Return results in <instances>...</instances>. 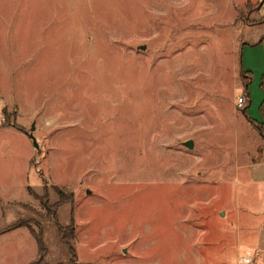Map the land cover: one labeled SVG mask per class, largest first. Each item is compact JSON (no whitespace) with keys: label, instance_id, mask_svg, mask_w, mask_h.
Segmentation results:
<instances>
[{"label":"rangeland","instance_id":"374dc122","mask_svg":"<svg viewBox=\"0 0 264 264\" xmlns=\"http://www.w3.org/2000/svg\"><path fill=\"white\" fill-rule=\"evenodd\" d=\"M262 41L264 0H0V264L31 230L44 264H264Z\"/></svg>","mask_w":264,"mask_h":264},{"label":"crops","instance_id":"0c3cea01","mask_svg":"<svg viewBox=\"0 0 264 264\" xmlns=\"http://www.w3.org/2000/svg\"><path fill=\"white\" fill-rule=\"evenodd\" d=\"M264 42V41H262ZM259 43V44H258ZM258 43H245L241 48L240 66L247 78L253 77V80L258 83L264 77V51L261 50L260 42ZM252 80V81H253ZM248 103L245 110H242L243 114H247L250 107V100L248 95ZM5 228V227H3ZM21 231V229H17ZM16 231V230H13ZM10 234V231L6 232L0 229V237H5Z\"/></svg>","mask_w":264,"mask_h":264},{"label":"trees","instance_id":"16d2710c","mask_svg":"<svg viewBox=\"0 0 264 264\" xmlns=\"http://www.w3.org/2000/svg\"><path fill=\"white\" fill-rule=\"evenodd\" d=\"M242 70V69H241ZM242 72H243V70H242ZM244 73V72H243ZM245 74V73H244ZM262 88L264 89V77H263V83H262ZM247 103H248V101H247ZM246 103V104H247ZM261 114H262V116L264 117V102H263V104H262V106H261ZM264 125V124H263ZM259 129H260V127H259ZM261 130V129H260ZM57 192L60 194V197H61V200H60V205L63 203L62 201H63V193L62 192H60L59 190H57ZM47 201V203H48V199L46 200ZM57 207H59L58 205H57ZM56 213V212H55ZM55 213L51 216V217H49L48 219H49V221H52V222H54L55 223V225L57 226V229H58V233H59V237H60V239H61V241L67 246V248H68V250H69V252H70V254L72 255V259H76V257H75V250H74V248H73V245L71 244V242L73 241V239H74V227H71V229H70V234H71V236H70V238H68L67 237V234H66V231H67V228H65V227H62L59 223H58V221H57V217L55 216ZM30 232H32L33 233V236L35 237V239L37 240V243H38V246H39V259L36 261L37 263H42V264H44V257H45V255H46V253H47V249H46V247H45V245H44V242H43V234H42V232H34V231H30ZM37 263H35V262H33V263H31V264H37Z\"/></svg>","mask_w":264,"mask_h":264},{"label":"built area","instance_id":"2783aa9c","mask_svg":"<svg viewBox=\"0 0 264 264\" xmlns=\"http://www.w3.org/2000/svg\"><path fill=\"white\" fill-rule=\"evenodd\" d=\"M248 98L245 95H241L235 102L236 108L238 110H244L246 108V103ZM242 264H253V255L251 253L246 254L242 257Z\"/></svg>","mask_w":264,"mask_h":264},{"label":"water","instance_id":"95a60500","mask_svg":"<svg viewBox=\"0 0 264 264\" xmlns=\"http://www.w3.org/2000/svg\"><path fill=\"white\" fill-rule=\"evenodd\" d=\"M142 50H145V46L141 47ZM33 130H34V127H33ZM32 136V135H31ZM184 146L189 148V149H192L193 148V142L192 141H188L186 143H184ZM90 192H88L89 194Z\"/></svg>","mask_w":264,"mask_h":264}]
</instances>
